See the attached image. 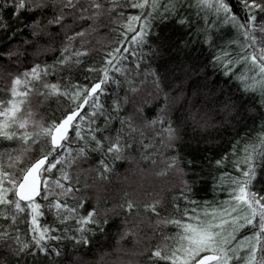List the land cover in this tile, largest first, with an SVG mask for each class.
I'll use <instances>...</instances> for the list:
<instances>
[{
    "label": "snow or ice",
    "instance_id": "obj_1",
    "mask_svg": "<svg viewBox=\"0 0 264 264\" xmlns=\"http://www.w3.org/2000/svg\"><path fill=\"white\" fill-rule=\"evenodd\" d=\"M0 264H264V0H0Z\"/></svg>",
    "mask_w": 264,
    "mask_h": 264
},
{
    "label": "trees",
    "instance_id": "obj_2",
    "mask_svg": "<svg viewBox=\"0 0 264 264\" xmlns=\"http://www.w3.org/2000/svg\"><path fill=\"white\" fill-rule=\"evenodd\" d=\"M97 39L102 40L104 43L108 42L106 37H97ZM52 108L55 109V105ZM249 132H251V126L242 128L240 136L243 137ZM225 146L227 147V144ZM173 184H175L174 178L165 179L157 175V166L151 165L148 161H137L135 164L130 165L126 163L123 166L117 167L114 175L111 177L107 193L113 199L122 196L124 193H131L137 200H148L158 190H162L166 186ZM175 195H178V193ZM213 195L210 189L201 187L194 198L198 201H211ZM216 197L217 199L225 198L219 193L216 194ZM102 242L107 243L108 241Z\"/></svg>",
    "mask_w": 264,
    "mask_h": 264
}]
</instances>
